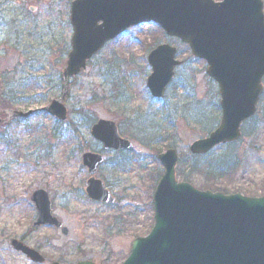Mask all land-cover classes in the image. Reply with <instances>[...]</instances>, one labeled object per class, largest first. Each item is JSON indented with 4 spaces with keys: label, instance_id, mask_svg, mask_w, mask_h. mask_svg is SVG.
Returning a JSON list of instances; mask_svg holds the SVG:
<instances>
[{
    "label": "rangeland",
    "instance_id": "obj_1",
    "mask_svg": "<svg viewBox=\"0 0 264 264\" xmlns=\"http://www.w3.org/2000/svg\"><path fill=\"white\" fill-rule=\"evenodd\" d=\"M70 1L0 0V110L4 114L11 115V109H40L61 95L60 71L70 48ZM153 40L175 46L176 58L182 61L172 80L178 88L170 87L161 102L152 99L145 87L150 73L146 55ZM205 68L204 61L192 57L185 45L166 37L156 25L136 26L108 42L72 80L64 101L70 123L58 125L41 110L26 119L10 117L1 123L0 264H28L10 246L11 238H22L53 260L74 263L91 258L97 263L120 264L133 238L145 235L153 222L151 195L162 172L157 153L172 144L178 158L185 159L189 144L204 136L197 125L180 119L186 115L179 111L180 103L192 101L191 111L198 109L218 121L217 87L209 82ZM176 108L175 133L166 140L163 131L171 124L161 113L169 110L172 114ZM257 108L256 115L242 125L246 134L237 143L238 162L230 183L219 181L220 186L239 189L242 195L244 191L264 194L263 101ZM147 114L163 119L161 132L155 134L160 142L151 148L122 131L134 145L125 152V168L116 174L111 160L95 175L116 202L106 206L87 199L84 188L89 175L80 156L86 150H100L89 134L92 117L121 122L135 132L129 119L148 120ZM104 156L108 159L112 153ZM177 169L181 172L179 164ZM194 177L200 183L202 178ZM36 188L48 192L51 213L67 228V235L52 226H31L35 209L30 194ZM115 217H120L117 229L113 227Z\"/></svg>",
    "mask_w": 264,
    "mask_h": 264
},
{
    "label": "water",
    "instance_id": "obj_2",
    "mask_svg": "<svg viewBox=\"0 0 264 264\" xmlns=\"http://www.w3.org/2000/svg\"><path fill=\"white\" fill-rule=\"evenodd\" d=\"M150 22L167 36L188 45L194 57L206 62V74L217 83L219 124L208 136L193 141L189 151L201 155L220 143L237 140L241 123L255 113L263 90L261 0H72L70 50L61 71L63 93L68 78L85 69L86 61L106 42L131 26ZM175 53L176 48L167 44H160L148 53L151 73L146 86L152 96H163L173 69L179 64ZM61 98L52 100L44 110L63 121L67 109ZM31 112L10 110L7 118L26 117ZM90 134L105 149L132 148L131 142L120 138L110 120H98ZM81 158L92 175L103 162L99 154L92 152L83 153ZM158 159L164 172L153 192L154 224L145 237L132 241L122 264H264V195L247 197L197 190L175 180L174 149L166 150ZM85 192L91 200L107 204L114 200L94 177L87 180ZM30 199L37 212L34 227L61 226L50 213V201L44 190H35ZM61 231L67 234L65 227ZM11 245L29 260L42 261L37 251L18 240L12 239Z\"/></svg>",
    "mask_w": 264,
    "mask_h": 264
},
{
    "label": "trees",
    "instance_id": "obj_3",
    "mask_svg": "<svg viewBox=\"0 0 264 264\" xmlns=\"http://www.w3.org/2000/svg\"><path fill=\"white\" fill-rule=\"evenodd\" d=\"M155 45V40H153L152 43L149 44V47H152ZM147 51V50H145ZM209 82H213L211 79ZM60 82V86H61ZM70 84H68V87H70ZM117 87H120V84L115 82L114 83ZM181 91L184 90V85L181 83ZM178 83L174 82L173 85H171V90L173 88H178ZM96 95V94H94ZM65 100H67V97L65 96ZM259 101H263L264 103V92L261 95V98ZM161 102V101H158ZM183 103H180V110L181 112L186 113L184 116L185 118H180L182 120H187L188 123H192L194 125H197L201 130L202 133L205 135L208 132H210L217 124V119L212 116L211 114H206L201 111L197 110H190V103L192 101H182ZM11 104H14V102L10 101ZM177 108L174 109L173 113L171 114L169 110H167L164 113L165 119L169 121L171 125H168L167 129H164V135L169 140V137L173 138L174 136V122L176 121L175 115L177 114ZM217 112V111H216ZM264 112V109L261 111V113ZM148 120H144V117H137L134 116L129 119L130 125L133 127L134 131H130V138H134L138 140L140 144L143 145H149L151 148L160 142V140L156 139V135H158L161 132L160 124L163 122V119L161 118V121L159 117L157 118L155 114H147ZM188 116V118H186ZM264 118V115H263ZM96 120V117H92L91 121L88 123L90 125L93 121ZM157 120V121H156ZM68 123L69 120H68ZM58 125L60 123H57ZM119 125H123V123L119 122ZM170 130V131H168ZM254 131V129L251 130V132L248 133L251 134ZM156 134V135H155ZM171 134V135H170ZM243 134H246V132H243ZM237 143L227 144L223 147L220 146V148L213 150L209 152L208 154L204 156H196V155H188L185 159H179L178 164L181 168V172L176 169V176L182 180L191 183L192 185L198 187L202 190H212V191H222L224 193H232L236 192L237 190L229 189L220 186L219 181L225 180L230 183L231 177H229L236 167V164L238 160L236 159V147ZM194 175H199L202 179L200 180V183L195 182ZM154 185V184H153ZM248 195H253L251 191H244Z\"/></svg>",
    "mask_w": 264,
    "mask_h": 264
},
{
    "label": "flooded vegetation",
    "instance_id": "obj_4",
    "mask_svg": "<svg viewBox=\"0 0 264 264\" xmlns=\"http://www.w3.org/2000/svg\"><path fill=\"white\" fill-rule=\"evenodd\" d=\"M215 1H220V0H215ZM97 152L102 153L103 155H105L108 151L103 150V149L100 148V150H97ZM34 217H35V213H34ZM21 240H23V239L21 238ZM33 248L36 249V250H38L40 252V249L39 248H36V247H33ZM42 256H43V254H42ZM87 260H90V261L94 262L95 264H104L103 262L97 263L96 261H93L91 258L90 259H87ZM55 261L59 262L60 264H68L67 261H64L62 259H60V260L59 259L53 260L50 257H42V261L41 262H34V261L27 260V263L28 264H53ZM77 261H79V260H77ZM77 261H75V262H77ZM69 264H71V263H69Z\"/></svg>",
    "mask_w": 264,
    "mask_h": 264
}]
</instances>
